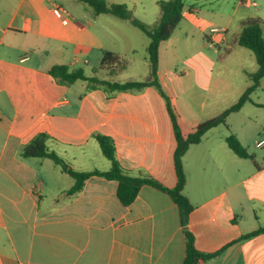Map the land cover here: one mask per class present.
<instances>
[{"label": "crops", "instance_id": "obj_1", "mask_svg": "<svg viewBox=\"0 0 264 264\" xmlns=\"http://www.w3.org/2000/svg\"><path fill=\"white\" fill-rule=\"evenodd\" d=\"M52 1L0 0V264H183L185 230L198 253L213 255L199 264H264V233L241 240L264 227V149L253 146L264 126L248 137L243 130L231 133L226 121L227 133L215 132L217 126L189 146L182 157L183 194L193 208L185 226L180 209L164 191L143 185L124 206L116 181L91 176L81 191L68 196L73 180L59 167L48 159L20 157L24 145L45 134L48 148L74 170L105 172L110 162L95 139L102 135L113 141L126 174L153 179L168 189L176 185L173 125L154 87L89 89L85 81L59 83L48 74L53 66L64 65L101 80L142 81L148 70L141 67L124 78L128 65L102 67L101 60L110 52L126 61L143 48L141 66L148 68V43L137 40L127 21L94 15L84 5L71 14ZM206 1L185 2L181 22L159 46L157 80L183 138L204 121L183 107L176 111L177 99L187 100L191 92L201 98L203 91L207 96L230 85L228 73L213 80L216 60L242 55L236 41L244 20L264 22V8L253 0H238L231 12L216 7L209 11L211 19H205L201 5ZM57 5L68 14L67 23L62 22L64 14H53ZM255 7L254 13L249 11ZM211 20H220L217 28L224 32H205ZM196 34L198 51L181 59L175 45L182 42L186 49ZM212 47L217 56L205 53L214 51ZM240 69L255 73L257 63L250 72ZM207 104L204 99L190 106ZM230 134L250 158H239L229 149Z\"/></svg>", "mask_w": 264, "mask_h": 264}, {"label": "trees", "instance_id": "obj_2", "mask_svg": "<svg viewBox=\"0 0 264 264\" xmlns=\"http://www.w3.org/2000/svg\"><path fill=\"white\" fill-rule=\"evenodd\" d=\"M86 7H89L94 15L107 14L117 19L129 22L133 27L138 29L145 35L148 40L147 45V63L148 74L142 81H125L116 82L101 80L96 76H86L80 68H70L64 65L53 66L48 74L56 79L59 83L71 84L76 81H85L89 85V89L97 86H103L109 91H139L146 87H154L164 98L166 106L173 125L174 137L176 141V149L173 154V163L176 174V185L171 188H165L160 183L146 177H133L124 172L115 157V149L113 141L106 136L97 135L95 139L100 147L103 156L110 162V169L105 172L76 171L66 163L57 153L51 151L47 146L48 136L39 134L35 136L29 143L24 145L20 150V157L23 159L37 158L48 159L55 166L59 167L62 173L66 174L73 180V185L66 192L68 196H72L81 191L84 182L91 176H99L107 180L117 182V197L122 205H129L135 197L139 189L143 185H149L167 193L172 201L178 206L181 212V222L186 225L188 215L192 211V205L183 194L185 186V174L182 167V157L191 145L198 144L202 137L211 129L223 125L226 126V118L230 113L237 112L243 104L249 101L250 94L259 86V82L264 78V22L259 18H249L242 22L241 32L237 38V45L250 50L257 63V71L249 74L251 84L246 88L238 101L229 109L223 111L218 116L208 119L197 125L195 130L186 138H183L174 112L170 106L168 97L163 93L161 86L157 80L158 71V54L161 43L167 41L173 31L177 28L182 20V11L184 9L185 0H168L158 1L159 17L154 25L145 24L136 19L130 9L124 4L109 5L105 0H77ZM199 1V0H194ZM126 61L121 60L117 55L110 52L104 53L101 66H109L119 64L123 69ZM95 73V72H94ZM229 149L239 158H250L246 150L239 143L237 138L230 134L226 138ZM186 237V253L183 264H195L199 259L206 260L213 255H203L198 253L194 246V238L190 232L184 231ZM264 233V227H261L247 235L242 236L241 240Z\"/></svg>", "mask_w": 264, "mask_h": 264}, {"label": "rangeland", "instance_id": "obj_3", "mask_svg": "<svg viewBox=\"0 0 264 264\" xmlns=\"http://www.w3.org/2000/svg\"><path fill=\"white\" fill-rule=\"evenodd\" d=\"M105 1L107 3L113 2L114 4L126 5L128 9L133 11L132 13L136 19L148 25H154L159 17V9L157 6V2L160 0H105ZM162 1H168V0H162ZM188 1H193V0H185L184 3ZM253 1L256 2L258 7L261 6L262 8H264V4H260L259 0H253ZM237 2L238 0H208L204 2L203 5H201V9L203 10L202 16L205 19H211L212 16L209 11L219 6L223 8L226 12H231L232 11L231 8L235 6ZM52 3H57L58 5H61L71 14L75 13L78 8L80 10L83 6V4L77 0H53ZM258 7L250 8L249 11L254 13L255 10L258 9ZM185 8L186 5L184 4V9ZM107 18H110L111 20H116V19H112V17H107ZM218 21L220 20H216L215 22L211 20V22L206 26L204 31L206 32L208 28L211 29L213 27L215 28L221 27V24L218 23ZM129 28H135V27H129ZM135 30H136L135 32H136L137 40L138 41L143 40L147 44L148 40L145 37V35L141 33L138 29L135 28ZM198 38L199 37L197 34L193 38H190L189 45L186 46V49L182 47V42H178L177 45H175V47H177L178 49V53L181 56V59L184 58V56L190 55L191 53L194 52L196 53V51H198L197 45L200 44ZM203 43L204 45H206L204 40ZM212 48L214 51H205V53L207 54L210 53L213 57L214 55L217 56L216 52L218 51V49L216 47H212ZM237 50L242 52V53L238 52L242 54L240 55L239 58L232 57L226 60L225 62L222 61V59H217L215 66L213 68V78H214L213 80L214 81L216 80V75L219 74L220 72H223L224 74L228 73V78H231L230 85H224L225 89H223L218 93L206 92L207 96L204 95V91H203L201 92L202 94L201 98L198 96V94H194L191 92L187 100L186 99L184 100L183 98L177 99V101L175 102L176 111H182V107H183L185 108V111L186 113L189 114V116L195 114V116L198 117L200 120L206 121L208 119L218 116L223 111L229 109L232 105H234L251 83L248 77L249 74L246 75L247 73L245 74L242 71H240L241 70L240 68H243L244 69L243 71L250 72L251 69H253L256 64L254 55L252 54L251 51L244 48ZM142 57H146V52H144L143 48H139L138 52L135 55L127 56L126 61H128V64L126 62L125 63L129 67L123 73L124 78H127L129 75H131L133 71L137 72L141 67L142 69H144V71L148 70V68L141 66V64H143ZM194 61L195 60H193L192 62ZM178 62L176 61L174 62V64L177 65ZM249 98H250L249 101L243 104V106L239 111L230 113L229 116L226 118L227 123L230 125L228 128L229 129L231 128L230 129L231 133L240 134V131L243 130L244 133L247 134L249 137L251 134H253V130H255V128H257L260 125L264 126V78L260 80L259 86L250 94ZM204 99L209 101L210 105L207 104L204 108L190 106L191 103L192 104L197 103L199 105L200 103L204 102ZM184 101L186 103L189 102V105L183 106ZM248 119H251L249 125L247 123ZM218 128L219 129H217L215 132H219V130H222V132L227 133L226 132L227 130L225 129V127H223V125H220V127ZM260 133H262L261 137L264 136V129H261ZM257 150H261V149H257Z\"/></svg>", "mask_w": 264, "mask_h": 264}, {"label": "built area", "instance_id": "obj_4", "mask_svg": "<svg viewBox=\"0 0 264 264\" xmlns=\"http://www.w3.org/2000/svg\"><path fill=\"white\" fill-rule=\"evenodd\" d=\"M253 6H255V3H252ZM53 14H55L56 16L60 15L61 13L64 14V17L62 18V22L63 23H67L68 22V14L64 11L61 10L60 6H54L53 10H52ZM224 31L222 29H218V28H211L210 29V33H223ZM212 44V43H210ZM254 146L257 149H264V136L258 138L257 140H255L254 142ZM195 264H199L198 262Z\"/></svg>", "mask_w": 264, "mask_h": 264}]
</instances>
